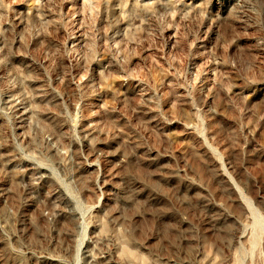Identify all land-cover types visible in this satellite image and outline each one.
Segmentation results:
<instances>
[{
	"label": "rangeland",
	"instance_id": "1",
	"mask_svg": "<svg viewBox=\"0 0 264 264\" xmlns=\"http://www.w3.org/2000/svg\"><path fill=\"white\" fill-rule=\"evenodd\" d=\"M0 264H264V0H0Z\"/></svg>",
	"mask_w": 264,
	"mask_h": 264
}]
</instances>
